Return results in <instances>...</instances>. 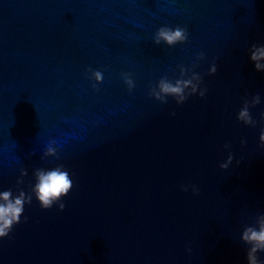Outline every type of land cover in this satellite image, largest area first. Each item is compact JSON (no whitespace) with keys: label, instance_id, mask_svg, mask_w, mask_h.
Here are the masks:
<instances>
[{"label":"water","instance_id":"1","mask_svg":"<svg viewBox=\"0 0 264 264\" xmlns=\"http://www.w3.org/2000/svg\"><path fill=\"white\" fill-rule=\"evenodd\" d=\"M161 27L188 40L156 44ZM253 45L264 0H0V192L32 195L0 264H248L242 235L264 215ZM180 66L204 97L160 93ZM257 94L252 127L238 114ZM60 165L73 187L43 209L35 172Z\"/></svg>","mask_w":264,"mask_h":264},{"label":"clouds","instance_id":"2","mask_svg":"<svg viewBox=\"0 0 264 264\" xmlns=\"http://www.w3.org/2000/svg\"><path fill=\"white\" fill-rule=\"evenodd\" d=\"M188 40V31L186 28L176 27L175 29L168 27H161L155 36V43L160 44L161 41L165 42L169 46H174L178 43H184ZM204 54L200 53L198 59H203ZM250 59L254 62L255 68L257 71H264V64L260 63L261 60H264V46L253 45L251 50ZM195 67V65H194ZM90 72L94 75L97 81H103L104 77L101 71H92ZM187 68L180 66V75L181 78L177 79L174 83L170 81L167 77L162 78L159 81L158 87L160 93H163L165 97L172 96L176 99L177 104H183L189 96L197 94L201 97H204L207 89H201L200 85L202 83V77L199 73H194L195 78L198 80V84H193L191 79H185V72ZM217 72L216 64L213 63L209 75H214ZM125 80V83L128 85L129 91H131L135 84L131 79V73L122 74ZM95 88L96 85L94 84ZM99 91V89H97ZM160 93H156L155 98L161 100L162 103H167L166 98L161 99ZM152 95V94H151ZM259 94L252 97V103L249 106L247 99L244 101V107L238 114V119L243 122L245 125H250L252 127L256 126V121L252 118L249 108L255 107L260 104ZM175 115V113H172ZM261 118L264 119V112L261 113ZM260 141L264 144V130L261 131ZM244 143V141H242ZM51 144H55V141H52ZM50 146L45 152V156H56L57 149ZM229 147V145H225ZM233 162V156L230 154L226 163H222L220 167L222 169H228L229 165ZM27 171L22 170L21 176H26ZM36 184L31 189L32 194H34L39 200L41 207L43 209H50L54 202L58 203L61 201V198L66 196L71 188L73 187V182L69 176L68 171H66L63 165H60L56 168L45 170L37 169L35 172ZM18 183H23L21 179ZM187 191V187L184 188ZM193 191L196 194H199V189L193 186ZM32 203V195L26 194L23 190L19 191V194L13 196L11 190L0 192V238L7 237L12 231L14 225L21 222V216L24 212L25 204ZM65 208L64 203H59V209L62 211ZM25 222H27V217H25ZM258 229L255 227H247L242 235V239L245 243L251 245L250 250L247 253L248 264H261L257 257V253L264 251V215L258 218Z\"/></svg>","mask_w":264,"mask_h":264}]
</instances>
